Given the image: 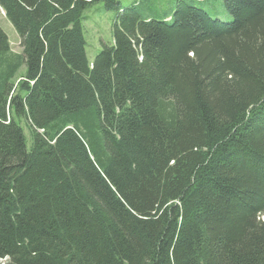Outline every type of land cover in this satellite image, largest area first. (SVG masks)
Listing matches in <instances>:
<instances>
[{
    "label": "trees",
    "instance_id": "obj_1",
    "mask_svg": "<svg viewBox=\"0 0 264 264\" xmlns=\"http://www.w3.org/2000/svg\"><path fill=\"white\" fill-rule=\"evenodd\" d=\"M204 1L0 0L3 264H264V0Z\"/></svg>",
    "mask_w": 264,
    "mask_h": 264
},
{
    "label": "rangeland",
    "instance_id": "obj_2",
    "mask_svg": "<svg viewBox=\"0 0 264 264\" xmlns=\"http://www.w3.org/2000/svg\"><path fill=\"white\" fill-rule=\"evenodd\" d=\"M124 7H129L137 0H118ZM140 3L148 1V9H157L159 12H171L175 8L176 0H138ZM160 5V6H159ZM203 9L211 16L221 19H230L226 13L221 0H205L202 4ZM115 12L105 7L102 1H95L89 4L82 12L81 25L85 38V52L89 63H92L95 55L102 48L103 44L112 43L111 27ZM0 27L6 33L11 51L20 53L19 35L12 26L11 22L5 17L3 9L0 7ZM24 72V67L19 71ZM20 125L26 139L27 148H30V131L24 120H20ZM3 261V260H2ZM0 261V264L3 262Z\"/></svg>",
    "mask_w": 264,
    "mask_h": 264
},
{
    "label": "bare ground",
    "instance_id": "obj_3",
    "mask_svg": "<svg viewBox=\"0 0 264 264\" xmlns=\"http://www.w3.org/2000/svg\"><path fill=\"white\" fill-rule=\"evenodd\" d=\"M160 6V5H159ZM152 9V8H151Z\"/></svg>",
    "mask_w": 264,
    "mask_h": 264
}]
</instances>
